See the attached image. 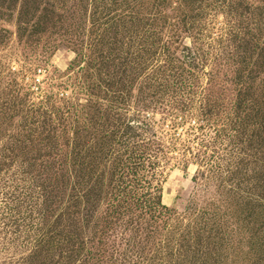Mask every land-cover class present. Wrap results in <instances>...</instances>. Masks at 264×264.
<instances>
[{"label":"trees","instance_id":"1","mask_svg":"<svg viewBox=\"0 0 264 264\" xmlns=\"http://www.w3.org/2000/svg\"><path fill=\"white\" fill-rule=\"evenodd\" d=\"M60 1L63 8L54 2L51 10L52 0H0L8 9L0 19L15 18L20 37L50 28L81 35L60 40L77 50L70 98L35 106L18 101L11 88V98L0 100V137L10 146L0 149V161L25 163L28 197L38 200L41 218L20 264H105L96 257L109 253L103 244H118V260L109 264L217 261L220 237L211 232L220 209L244 212L246 198L264 185V0ZM73 1L84 6V26L73 17L54 21L58 10L75 13L67 6ZM218 15L224 27L205 46V28ZM206 71L200 129L226 147L215 163L217 152L206 157L209 146L201 143L205 152L195 159L206 171L198 170L195 182L241 195L193 202L180 214L163 204L162 172L171 162L142 120ZM222 83L233 87L227 105L214 95L227 91Z\"/></svg>","mask_w":264,"mask_h":264},{"label":"rangeland","instance_id":"2","mask_svg":"<svg viewBox=\"0 0 264 264\" xmlns=\"http://www.w3.org/2000/svg\"><path fill=\"white\" fill-rule=\"evenodd\" d=\"M54 2L63 8L60 0H52L49 7L51 10ZM73 2L67 6H75V13H69V16L67 12L58 10L54 21L73 17L75 22L84 26L87 19L84 6L78 1ZM45 3L47 2H44L42 7ZM0 11L8 14L7 8ZM208 22L209 26L205 28L208 37L204 39L205 46H208L211 38H215L224 27L222 15ZM73 37L81 35L73 29L51 28L44 34H27L20 37L17 34L15 18L0 19V100L11 98V88L18 92L15 95L18 101H28L35 106L47 98H70L74 88L69 83L72 71L69 72L68 69L77 58V50L63 45L60 40ZM206 74L207 71L193 84L174 90L164 108L145 113L142 120L148 136L154 135L159 140L171 162L162 172L163 204L180 214L193 202L203 205L208 200H214L218 204L222 203V200L235 202L241 195L240 192H220L216 190L215 184L205 189L201 180L195 182L198 170L206 171L201 161L195 159L199 153L202 155L205 152L201 143L209 146V154L206 157L217 152L213 161L224 157L218 156L226 147L218 142L213 131L200 129L203 127L200 110L209 88ZM226 80L223 79L224 82ZM222 85L227 91L219 90L214 95L227 105V100L234 97L233 87L227 83ZM175 106H184L187 109L184 113L168 114L167 110ZM133 116L134 112L131 111L130 117ZM8 143L5 138L0 137V149L4 146L9 148ZM26 163L31 166L30 161ZM20 164L21 161H0V264H20L34 246L39 232L41 218L37 210L38 200H29L33 185L29 178L23 176L24 170L20 168ZM262 178L260 177L259 181ZM260 188H264V185H260ZM259 189L244 201V212L239 213L240 209L233 208L230 212L225 208L220 209L218 228L211 232V235L220 237V243L217 245L221 253L217 261L216 257H213L211 264H264V189ZM54 222L55 220L51 221V225ZM95 246L98 248L100 244ZM102 246L106 247L109 253L96 256L98 259H104L105 264L118 260V244ZM121 247H124V244Z\"/></svg>","mask_w":264,"mask_h":264}]
</instances>
